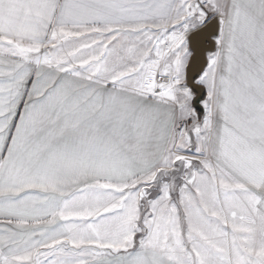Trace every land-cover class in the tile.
<instances>
[{"label": "crops", "instance_id": "crops-1", "mask_svg": "<svg viewBox=\"0 0 264 264\" xmlns=\"http://www.w3.org/2000/svg\"><path fill=\"white\" fill-rule=\"evenodd\" d=\"M229 1L214 71L200 76L209 104L193 177L206 189L193 183L201 199L213 183L256 193L264 215V0ZM174 2L0 0V264L63 247L98 250L81 264H186L149 243L152 232L137 240L141 188L128 183L172 166L190 117L178 102L64 71L40 51L54 32L157 26ZM196 200L184 191L182 230L207 237L233 224Z\"/></svg>", "mask_w": 264, "mask_h": 264}, {"label": "rangeland", "instance_id": "rangeland-1", "mask_svg": "<svg viewBox=\"0 0 264 264\" xmlns=\"http://www.w3.org/2000/svg\"><path fill=\"white\" fill-rule=\"evenodd\" d=\"M174 3L173 13L168 19L161 18L157 26L110 32L101 29L54 32L40 51L44 60L64 71L94 74L111 86H124L178 102L182 115L190 117L188 123H180L178 127L172 166L128 183L141 188L137 194L142 197L138 241L152 232L149 243L166 248L174 259L186 264H262L264 215L256 206L259 195L241 190L229 193L228 185L213 183L201 199L193 183L202 186L204 183H197L193 177L202 167L197 143L204 140V131L199 126L209 104L207 82L200 76L214 71L217 44L220 45L222 35L226 36L229 30L230 1L175 0ZM204 32H209V36L198 55L199 34ZM184 191L196 197V204L208 206L213 216L227 217L233 224L227 225L224 234H219L217 226L212 225L206 231L207 237L182 230ZM168 206L176 209L169 211ZM172 215L177 225L169 224ZM62 249L59 255L52 252L38 259L26 257L20 264H76V260L81 264L94 252L99 253L84 247H75L72 252L70 247Z\"/></svg>", "mask_w": 264, "mask_h": 264}, {"label": "water", "instance_id": "water-1", "mask_svg": "<svg viewBox=\"0 0 264 264\" xmlns=\"http://www.w3.org/2000/svg\"><path fill=\"white\" fill-rule=\"evenodd\" d=\"M200 48H199V51H198V55H200L202 53V50H203V44L205 42V40H207L208 36H209V32H204V33H200ZM202 57V56H200Z\"/></svg>", "mask_w": 264, "mask_h": 264}]
</instances>
